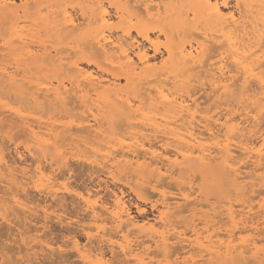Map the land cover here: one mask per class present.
<instances>
[{
  "label": "bare ground",
  "instance_id": "obj_1",
  "mask_svg": "<svg viewBox=\"0 0 264 264\" xmlns=\"http://www.w3.org/2000/svg\"><path fill=\"white\" fill-rule=\"evenodd\" d=\"M208 2L0 0L1 26L6 19L10 23L7 36L0 34V84L20 87L0 92L5 95L0 97V134L9 124L4 121L17 120L31 157L26 164L19 153L26 165L6 160L3 135L11 143L19 135L10 130L0 135V222L19 235L21 252L26 251L22 258L36 259L44 248L43 255L55 251L51 241L43 243L33 232L35 223L33 230L22 223L38 212L51 219L47 205L29 201L27 188L60 201L72 192L56 171L79 162L91 175L130 177L141 195L159 206L151 221L139 223L121 192H113L110 202L91 199L95 195L88 191L74 193L89 216L81 225L86 242H73L83 264L264 261V0H239L242 9L234 7L236 0L227 8L224 0H210L234 15L235 23L210 17L203 7ZM133 31L149 43L152 55L163 53L159 60L150 58ZM228 36L231 42L221 43ZM8 54L12 62L2 63ZM24 61L52 77L44 74L33 83L28 75L33 65L22 68ZM198 90L211 93L213 103L205 100L211 106L201 105ZM28 104L33 108L26 109ZM187 169L189 175L197 171L211 179L215 202L194 189L197 173L181 175ZM20 213L24 229L16 220ZM102 244L109 247V257Z\"/></svg>",
  "mask_w": 264,
  "mask_h": 264
},
{
  "label": "rangeland",
  "instance_id": "obj_2",
  "mask_svg": "<svg viewBox=\"0 0 264 264\" xmlns=\"http://www.w3.org/2000/svg\"><path fill=\"white\" fill-rule=\"evenodd\" d=\"M16 1H18V0H16ZM232 2V3H231ZM228 3L230 4V6H233V0H229L228 1ZM110 12L111 13H113V8H110ZM0 18H2V17H0ZM2 20H3V18H2ZM1 20V21H2ZM5 21V20H4ZM4 21H2V22H4ZM7 21V22H6ZM6 23L4 22L3 24H2V26H1V23H0V31L2 32V31H5L4 33H0L2 36H7L6 34H7V29L9 30V26H10V23L8 22V20L6 19ZM3 29V30H2ZM6 29V30H5ZM43 34V33H42ZM132 36L134 37V39L136 40V41H138L139 43H141L142 44V46H144L145 47V49H146V51H147V53L150 55V58H152V59H155V60H159L160 58H161V54L163 55V53H157V54H154V55H152L153 53H152V49H150V47H149V43L147 42V41H145V40H143L142 38H140L139 36H137L135 33H134V31L132 32ZM137 37V38H136ZM138 39V40H137ZM135 41V42H136ZM141 41V42H140ZM143 41V42H142ZM65 42H67V39H63L62 40V43H65ZM138 42H136V44H139ZM141 44H139L140 46H141ZM63 45V44H62ZM148 45V46H147ZM152 55V56H151ZM160 55V56H159ZM154 56H155V58H154ZM11 57V58H10ZM7 58V61L5 62V61H2V63H6V64H10V62H12L11 60H9L8 58H10V59H12L13 58V55H11V54H8V56L6 57ZM5 58V59H6ZM4 59V60H5ZM10 61V62H9ZM81 62L84 64L85 62H86V59L85 58H83V57H81ZM1 63V62H0ZM23 63H26L25 65H21V67L22 68H25V66H27V61H24ZM22 63V64H23ZM29 64V68H30V66L31 65H33V64H31V63H28ZM28 67V66H27ZM35 66L33 65V67L31 68L32 70H30L29 71V73L30 74H28V75H30V80L33 82V83H36L38 80H40L41 78L42 79H44V78H46V75H49V73H50V77H52V73L50 72V71H44V70H47V69H42L41 70V68L39 69V67H35ZM93 67V66H92ZM38 69H39V71H40V75H38ZM47 72H48V74H47ZM33 74V75H32ZM44 74H46V75H44ZM38 75V76H37ZM42 75V77H39V76H41ZM33 77H35L34 78V80H33ZM38 79V80H37ZM2 81H4V82H8L7 81V79H6V77H4L3 78V80ZM123 81V80H122ZM2 83V82H1ZM123 83V82H122ZM4 84V83H3ZM3 84H0V92H3L2 90H10L12 93H14L15 91H17V90H19L20 89V87L18 86V85H16L15 83L13 84H8V83H5V85L3 86ZM10 87H9V86ZM2 87H4V88H2ZM9 87V88H8ZM33 87L34 86H31L30 88H29V91H32L33 90ZM7 88V89H6ZM11 88V89H10ZM7 91V92H8ZM6 92V93H7ZM12 93H9V94H11L12 95ZM199 93H200V98H199V96H197V95H199ZM209 91H206V92H204V91H202V90H198L197 92H196V96L199 98V101L202 103L201 105L203 106V107H205V105H208L209 104V100H210V103L212 102V98H209L210 96H209V94L211 95V93H209ZM5 94V93H4ZM201 94H203V96H204V98L202 97V95ZM3 97L4 98V96H3V93H2V95H1V93H0V97ZM207 97V98H206ZM209 98V99H208ZM208 99V101L206 102L205 100H207ZM202 100H203V102H202ZM213 103V102H212ZM211 103V104H212ZM29 105V104H28ZM28 105H27V107H28ZM210 105V104H209ZM209 105H208V107H209ZM32 106V108H33V104H30L29 105V107L28 108H26V109H28L29 110V108ZM211 106V105H210ZM26 107V106H25ZM46 107V106H45ZM207 107V106H206ZM31 109V108H30ZM35 109V108H34ZM34 109H32V110H34ZM47 110H48V107H47ZM31 111V110H30ZM29 111V112H30ZM35 111V110H34ZM34 111H32L31 113H33ZM48 112V111H47ZM36 112H34L33 114H34V116H38V114H35ZM46 113V112H45ZM48 115V114H47ZM47 115H45V118H46V116ZM15 121V123L16 122H18L17 120H15V119H12L11 120V122L10 121H4V122H9V124H11V126H14L13 124H12V121ZM13 121V122H14ZM5 124H7V123H5ZM9 124H7V126H6V128L5 127H3L2 129H3V133L4 134H6L9 130V134L10 135H12V132H14V135L13 136H15V135H19L17 138H13V141L15 142V145H14V142L12 141V143H11V141H8V140H5V139H7L6 137H5V135H3V133H1L0 135H3L4 136V139H3V145H2V148H3V152H4V154H6V160H8L9 159V161L12 163H15V164H17V165H19V164H22V165H26V164H30V161H31V157L27 154V152H25L26 150H25V146L26 145H29L28 144V141L29 140H27L26 141V143H24L25 142V140H24V145H23V143L21 142V140H23V138H25V136L26 135H24V137L21 135V133H23L24 134V132H22V131H24L23 129H22V131L20 130V126L18 125V123H16L15 124V126L14 127H16V125L17 126H19V131H18V129H16V128H14V127H12V129L10 128V129H8L9 127L8 126H10ZM115 124H117V123H114V126H115ZM120 125V124H119ZM5 126V125H4ZM118 125H116V127H117ZM8 127V128H7ZM119 127V126H118ZM18 128V127H17ZM14 129H16L15 131H13ZM16 131H18V132H16ZM15 132H16V134H15ZM20 132V133H19ZM20 135H21V137H20ZM23 137V138H22ZM27 138V137H26ZM25 138V139H26ZM15 139V140H14ZM10 142V143H9ZM17 143H19V144H17ZM31 143V142H30ZM9 144V145H8ZM4 145H5V147H4ZM15 147H13V146ZM18 147V148H17ZM15 150H14V149ZM5 149V150H4ZM9 149V150H8ZM20 149V150H19ZM22 149V150H21ZM9 152H8V151ZM11 151V152H10ZM18 151H20V152H18ZM22 152H23V154H22ZM15 153V154H14ZM21 154V158L23 157L24 159H25V162H24V159L22 158V160H23V162L24 163H26V164H24L23 162H22V160L20 159V158H18V155H20ZM25 153V154H24ZM17 156V157H16ZM10 157V158H9ZM15 160V161H14ZM19 161V162H18ZM17 162V163H16ZM72 163V162H71ZM77 162H74V164L76 165H70V171L68 170V169H66L67 167H62L63 169H60V172L59 171H56V172H58L57 173V178L59 179V181L61 182H63V183H65L66 185H67V187L70 189V191L72 192L70 195L69 194H67V193H65V194H63L62 196H59V197H61V198H63V199H61L60 201L58 200V201H52V200H50V199H45V198H47V197H44V195H41L39 192H37L36 190H33V188H27V191L25 192L26 194V197L29 199V201H30V199H31V201L30 202H32L34 205L35 204H37V205H39V207H42V206H45V205H47V207H49L48 209H49V213L51 214V215H53V216H51L50 215V217H51V219L49 220V218L47 219V220H43L44 218H43V216L40 214V212H38V213H33L34 215H26V216H22L23 214H19V216L16 218V220H17V222H18V220L20 221V219H21V217L20 216H22L23 218L21 219V220H23L22 221V223H24L23 225L25 226V225H27L31 230H33L32 229V225H33V227L35 226V224H36V226L34 227L35 228V231L33 230V232H36V230H37V234L39 235V233H40V236H39V240L41 241V242H48V241H51L50 242V245L52 246V248H53V250H55L54 252H51V253H49V252H47V254L48 255H43V252L45 251V248H44V250H39V251H37L39 254H38V257L35 259V258H29L31 261H34V262H30V260H29V262H27L28 260V258L27 259H25L26 258V256L24 257V258H22V256H23V254L26 252V251H23V253L21 252V247L23 246L22 245V243H21V241H20V238H19V235H13L14 233L12 232V230H10L9 229V227L6 225V224H4V223H2V222H0V252L3 254V253H5V254H3V256H5L6 255V257H3L2 258V255H0V264H81L82 262L80 261V259L76 256V253L74 252V247H73V242L75 241V240H77V241H81V242H79L80 243V245L81 244H83V242L85 243L86 241V239H85V233H84V231L83 230H81V229H83V226H81V225H85L86 224V222H88L89 221V216H87L88 218L86 219L85 218V216L88 214V212H87V214H86V212L83 210V208L82 207H80V206H82V204H81V202L78 200V198L74 195V193H82V194H85V192L86 191H88V192H90L91 193V195H95V196H93V197H91V199H94L95 197L97 198V196L100 198V200H102L103 202L104 201H106V202H110L111 200H112V198L113 197H111L112 195H113V192L114 193H122L123 195V200L125 201V203H126V205H127V207H128V209H129V212L131 213V215L135 218V219H137L138 220V222L139 223H141L143 220H149V221H151L154 217H155V215H156V213H157V210H158V208H159V206H158V204L156 203V205H155V202H154V198L152 197H146L145 195L143 196V194L141 195V192L140 191H138L135 187H134V182H133V180L129 177V178H126L124 175V177L122 176V174L121 175H115V177L114 178H111V177H109V176H106L107 174L106 173H92V175H91V171L89 170V168L87 169V165H83L82 163H77ZM77 165H78V167H77ZM73 166V167H72ZM85 166V167H84ZM74 167H76V168H74ZM83 168V169H82ZM86 168V169H85ZM77 169H79V170H76ZM85 169V170H84ZM62 170V171H61ZM83 170V171H82ZM79 171H81V172H79ZM74 172V173H73ZM84 172H86V173H84ZM65 173V174H64ZM68 173V174H67ZM189 173H190V170H184L183 172H182V176H189V177H192L193 175L195 176L196 175V173H197V171H191V174L192 175H189ZM198 175H196L195 177H197L198 178V176L199 177H201V178H203V180L201 179L200 180V178H195V177H193L192 178V181H193V186H194V189L196 190L197 189V187H199L200 189H201V191H202V193H203V195L206 197V198H208V200H209V202L211 201V203L212 202H215V200H217V199H214L215 197H218V194L216 193V190L213 188V182L211 181V179L209 178L208 179V177L207 176H204V175H201L199 172L197 173ZM88 175H91V176H88ZM105 175V176H104ZM67 176V177H66ZM98 176H99V178H98ZM122 176V177H121ZM64 177V178H63ZM66 177V178H65ZM97 177V178H96ZM107 177V178H106ZM120 178V179H119ZM124 180H123V179ZM195 178V179H194ZM65 179V180H64ZM101 179V180H100ZM105 180V181H104ZM131 180V181H130ZM201 181H203V182H201ZM68 184H67V183ZM70 182V183H69ZM118 182V183H117ZM131 182V183H130ZM112 183H114L113 185H112ZM195 183V184H194ZM203 183V184H202ZM122 184V185H121ZM174 185V183H170V186H172V185ZM125 185V186H124ZM196 185H198V186H196ZM127 186V187H126ZM176 186H173V188H174V190L176 189L175 188ZM170 188H172V187H170ZM172 188V189H173ZM1 189V188H0ZM32 189V190H31ZM119 189V190H118ZM172 189H170V190H172ZM208 189V190H207ZM212 189V190H211ZM85 190V191H84ZM97 190V192H95ZM114 190V191H113ZM176 191V190H175ZM37 192V193H36ZM93 193V194H92ZM95 193V194H94ZM97 193V194H96ZM28 194V195H27ZM100 194V195H99ZM208 194L209 195H211L212 196V194H215V195H213L212 197L210 196H208ZM39 195H40V197H39ZM68 195V196H67ZM224 195H226V196H232L231 195V193L230 194H224ZM43 196V197H42ZM75 196V197H74ZM142 196H143V198H142ZM58 197V198H59ZM35 198V199H34ZM43 198V199H42ZM38 199V200H37ZM105 199V200H104ZM111 199V200H110ZM35 200V201H34ZM44 201V202H42V201ZM110 200V201H109ZM153 200V201H152ZM151 201V202H150ZM35 202V203H34ZM37 202V203H36ZM51 202V203H50ZM60 202V203H59ZM77 202H78V204H77ZM44 203V204H43ZM48 203V204H47ZM56 203H57V205H56ZM61 203H63V204H61ZM151 204H152V206H151ZM58 206V207H57ZM60 206V207H59ZM76 206H78L80 209H82V210H79L78 209V207H76ZM62 207V208H61ZM65 207V208H64ZM52 208V209H51ZM142 210V211H141ZM58 211V212H57ZM62 211H63V213H62ZM77 211V212H76ZM84 213H83V212ZM65 212V213H64ZM82 212V213H81ZM40 214V215H39ZM54 214H56V215H58V219H60V220H58L57 218H56V216L54 215ZM73 214V215H72ZM75 214V215H74ZM86 214V215H85ZM25 215V214H24ZM63 215V216H62ZM81 215V216H80ZM185 214H182L180 217L182 218L183 216H184ZM40 216V217H39ZM55 216V217H54ZM72 216V217H71ZM84 216V217H83ZM19 217H20V219H19ZM35 217V218H34ZM59 217H61V218H63V223L62 224H60V222H62V219L61 218H59ZM68 217V218H67ZM153 217V218H152ZM28 219H31L29 222H28ZM32 219H33V222H32ZM57 219V220H56ZM79 220V221H84L85 219V223L84 222H77V220ZM15 220V221H16ZM24 220H25V222H24ZM71 220V221H70ZM76 220V221H75ZM43 221V222H42ZM46 221V222H45ZM58 221H60V222H58ZM68 221V222H67ZM72 222V223H70V222ZM28 222V223H27ZM76 222V223H75ZM35 223V224H34ZM45 223H47L49 226H47V224H45ZM68 223V224H67ZM4 224V225H3ZM21 224V221L19 222V225ZM31 224V225H30ZM37 224L38 225H40V226H37ZM80 224V225H79ZM45 225V226H44ZM78 225H79V227H78ZM4 226V227H3ZM5 226H6V228H7V232L5 231ZM21 227H22V224L20 225ZM23 226V227H24ZM27 226H25V228L27 227ZM22 227V228H23ZM28 227L26 228V229H28ZM49 227V228H48ZM39 228V229H38ZM44 228H45V230H44ZM24 229V228H23ZM44 230V234H42L41 235V232L43 233V230ZM4 232V233H3ZM9 232H10V234H9ZM11 232H12V234H11ZM7 235H9V236H7ZM44 235V236H43ZM7 236V237H6ZM12 236V237H11ZM13 236H15V237H18V242H17V240H16V242H15V237H13ZM46 236V237H45ZM71 237H74V238H71ZM3 238H5L4 240H3ZM7 238V239H6ZM8 238H11V239H14V241H12L11 239H8ZM48 240H47V239ZM52 238V239H51ZM17 239V238H16ZM70 241H71V243H70ZM11 242H13V243H11ZM3 243V244H2ZM20 243V244H19ZM66 243H68V244H66ZM5 244V245H4ZM7 244V245H6ZM64 244V245H63ZM69 244H71V246L69 245ZM8 245H10V248H9V246ZM103 245V244H102ZM105 245V244H104ZM101 246V248L103 249V247H104V249H103V251H105V254L107 255L106 257H109L110 256V254H111V252H110V250L108 249L109 247H107L106 245L105 246ZM2 246V247H1ZM6 246V247H5ZM17 246V247H16ZM21 246V247H20ZM4 247H5V249H4ZM15 247V248H14ZM17 248V249H16ZM13 249V250H12ZM18 249H20V250H18ZM5 250V251H4ZM15 250V251H14ZM52 250V251H53ZM69 252H68V251ZM18 251V252H17ZM20 251V252H19ZM49 251V250H48ZM7 252H9V253H7ZM12 253V255H14V256H11V253ZM40 252H41V254H40ZM59 253L57 256H56V254L57 253ZM62 252L64 253V254H62ZM0 253V254H1ZM45 253V252H44ZM73 253V254H72ZM50 254V255H49ZM52 254H54V255H52ZM7 255H9V257H7ZM26 255V254H25ZM42 255V256H41ZM71 255V256H70ZM44 256V257H43ZM59 256V257H58ZM11 257V261L10 262H8L9 261V258ZM13 258V259H12ZM20 258H21V261H19L20 260ZM116 258H119V256L117 257L116 256ZM16 259V260H15ZM18 259V260H17ZM34 259V260H33ZM38 259V260H37ZM120 259V258H119ZM25 260V261H24ZM12 261H15V262H12ZM17 261H19V262H17ZM22 261H23V263H22ZM76 262V263H75ZM83 264V263H82Z\"/></svg>",
  "mask_w": 264,
  "mask_h": 264
},
{
  "label": "snow or ice",
  "instance_id": "obj_3",
  "mask_svg": "<svg viewBox=\"0 0 264 264\" xmlns=\"http://www.w3.org/2000/svg\"><path fill=\"white\" fill-rule=\"evenodd\" d=\"M203 7L206 8V10H208V13H209V16L212 17V16H220L222 17L224 20H231L232 22L235 23L236 21V18L234 15L232 14H224L220 11V5L219 3H216V4H213L209 2L206 4V5H203ZM224 7H229V3H228V0H224ZM235 8H241L242 9V5L239 3V0H236V3L234 5ZM231 42V38L230 36L228 37H225V40H222L221 43H224V42ZM264 46V45H262ZM262 84H264V81H262ZM261 264H264V261H261Z\"/></svg>",
  "mask_w": 264,
  "mask_h": 264
}]
</instances>
